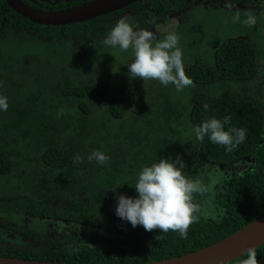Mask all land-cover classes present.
Masks as SVG:
<instances>
[{"label":"trees","instance_id":"1","mask_svg":"<svg viewBox=\"0 0 264 264\" xmlns=\"http://www.w3.org/2000/svg\"><path fill=\"white\" fill-rule=\"evenodd\" d=\"M188 3L139 0L87 20L44 25L0 0V96L9 104L7 111L0 110V203L7 208L2 215L15 220V207H24L20 214L30 216L25 230L44 232L40 216L50 212L66 220L61 221L64 236L77 234L68 242L50 236L39 249L1 244L0 256L83 264L147 262L209 245L264 216V32L250 33V25H241L239 36L205 47L211 60L203 64L190 65L183 56L193 85L182 91L157 80L131 79L119 71L122 62L89 65L95 54L79 52L96 49L121 17L152 31L162 13ZM124 9L126 14L110 19ZM195 21L207 26L205 8L191 24ZM213 117H231L226 128L246 130L231 152L208 137L196 139V126ZM94 151L104 152L108 162H90ZM177 156L187 164L185 175L208 188L203 196L194 194L201 218L187 238L133 228L119 218L117 194L136 196L130 184L144 166ZM246 156L249 163L230 172L233 160ZM216 163L228 165L227 170ZM81 233L91 243L80 250ZM256 251L264 264V244ZM244 258L223 264H240Z\"/></svg>","mask_w":264,"mask_h":264},{"label":"clouds","instance_id":"2","mask_svg":"<svg viewBox=\"0 0 264 264\" xmlns=\"http://www.w3.org/2000/svg\"><path fill=\"white\" fill-rule=\"evenodd\" d=\"M263 3L264 1L259 2V0H226L224 9H239L243 13L241 25L247 29L248 25L264 22ZM239 20L240 16L236 15L234 21ZM184 21L186 22V17ZM4 22L5 19L2 21V25ZM240 26L234 30L237 32ZM258 27L264 29V23ZM195 33L200 34L198 29ZM160 34L161 32L141 29L133 24L130 17L124 16L116 21L102 43L105 47L119 48L125 52L132 49L134 59L127 65L131 79L157 80L162 85L172 84L177 91H182L184 88L192 86L193 81L185 72L183 53L179 47V36L170 33L164 39L157 40L156 36H160ZM23 37L29 38L25 36V32ZM0 86H2V82H0ZM8 107L7 97L0 96V110L7 111ZM63 112L62 108L57 115L59 116ZM230 120L231 117H225L223 120L213 117L204 121L194 130L196 139L203 141L205 137H208L212 143L224 146L227 151L231 152L244 141L246 130L236 127L226 128L225 126L230 124ZM108 159L109 157L101 151H94L88 156L90 162L95 160L100 165L106 164ZM76 160L82 162L79 156L76 157ZM186 167V162L179 156L175 159L161 158L157 163L144 166L138 173L135 185L130 184L135 187L137 195L133 197L127 194H117L116 215L130 223L133 228L143 226L145 231L151 232L158 229L159 233L173 231L177 232L181 238L186 239L190 226L198 223L201 218V205L194 201V194L203 196L208 191L207 186L199 179L193 180L185 175ZM116 188L112 190L116 191ZM23 208L18 207L19 216L30 217L24 213L20 214ZM43 217L45 214L40 216V219ZM155 239L162 240L163 236L157 235ZM90 241H87L86 236L83 235L80 250L88 246ZM1 244L7 243L0 241ZM34 248L39 249L38 247ZM244 255L246 258L242 259L240 264H259L255 247L248 248Z\"/></svg>","mask_w":264,"mask_h":264},{"label":"water","instance_id":"3","mask_svg":"<svg viewBox=\"0 0 264 264\" xmlns=\"http://www.w3.org/2000/svg\"><path fill=\"white\" fill-rule=\"evenodd\" d=\"M139 0H88L72 7L42 10L23 0H5L14 11L32 22L44 25H65L106 14ZM249 160V158H246ZM221 167L223 165H220ZM264 244V216L235 229L230 234L187 253L132 264H223L243 256L250 247ZM0 264H83L51 260H31L20 257L0 256ZM130 264V263H127Z\"/></svg>","mask_w":264,"mask_h":264},{"label":"flooded vegetation","instance_id":"4","mask_svg":"<svg viewBox=\"0 0 264 264\" xmlns=\"http://www.w3.org/2000/svg\"><path fill=\"white\" fill-rule=\"evenodd\" d=\"M25 1V0H24ZM28 2H33L36 5H42L45 6V8L43 10H54V9H64V8H68V7H72L74 5H77L79 3H75L73 4V0H27ZM186 2H189L187 5H182L179 7H176L174 9H169L167 11H165L164 13H162L161 17H159L154 23H153V27H151L153 32H158L157 27H163V29L168 30L167 27L168 25H166V18H170L171 16H174L175 18H177L179 20V24L175 25V32H177V30L180 33V30L183 28L182 25V20L183 17H186V21L188 22L189 20V14H191V8H199L204 11L205 8V13H208V11H212L213 9H224L225 7V2L226 0H185ZM264 0H259V2H263ZM81 3V2H80ZM264 4V3H263ZM262 4V5H263ZM261 5V6H262ZM55 6H58V8H54ZM202 6V8H201ZM204 6V7H203ZM126 7V6H125ZM123 7V8H125ZM125 11V9H124ZM126 14V11L121 13V14H116V15H112V17L110 19H114L117 16H121ZM180 29V30H179ZM202 29V26H201ZM199 31V30H198ZM233 32L230 33L229 37H237L239 36L238 32H236L234 29L232 30ZM167 34V33H166ZM82 53H89V55H93L96 53L97 49H81L79 50V52ZM78 52V53H79ZM102 55V54H101ZM100 55V56H101ZM246 158H249V160H247ZM250 161V157L246 156L243 157L241 159L238 160H233L231 166H230V172H236L241 170V168L245 167L246 162L249 163ZM216 165L219 167V169L226 171L227 170V166L225 164L222 163H216ZM220 165H223L222 167ZM52 207L57 205V200H54L51 202ZM18 208L15 207V212L18 213ZM49 212V210H48ZM3 213H7V208L3 205H1L0 203V241L2 242H6L7 246H11L12 248H16V249H20L23 247H38L40 248V246H43V242H48L50 241V236L53 238H56L57 236L61 239L64 235H66L67 230L66 228L63 226L61 221H65L64 219H58L56 216L54 215H50V212L48 215H45V217H43L41 220L45 221L46 223V230L44 232H41L39 229H29V230H25V228L27 227L26 225V221L28 220L27 217L25 216H14L16 217L15 220H13V217H7L4 215H2ZM67 224V223H66ZM67 224L66 227H68ZM74 231L71 232L70 235L68 236H64L62 238V241L68 242L71 235H77L76 233H73ZM37 233H42L44 234L43 238H37L36 234ZM82 237L83 234L81 233L80 235V243L82 242ZM21 239L23 240V243L21 244Z\"/></svg>","mask_w":264,"mask_h":264},{"label":"rangeland","instance_id":"5","mask_svg":"<svg viewBox=\"0 0 264 264\" xmlns=\"http://www.w3.org/2000/svg\"><path fill=\"white\" fill-rule=\"evenodd\" d=\"M190 10L192 13L189 14L188 22H185V17H183L182 23L185 22L183 24V28L181 30L179 29L180 33L177 30L175 34L179 36V47L182 49L183 56L187 58V62L190 65H192V63L194 62L203 64L211 60V56L207 54L210 52H208L206 49L208 47L217 46L224 37L230 35V33L233 32V29L238 28L242 24L243 13L239 9H213L212 11H208V24L205 27L202 26V31H200V24L196 21L193 24H191V22L193 21V19H199L202 16L203 11L200 10V7L191 8ZM236 15L240 16L239 21H234V17ZM165 21V24L168 25L165 28H168V30H162L163 27H157L158 32H161L160 36H156L157 40H162L168 34L174 33V26L179 24V20L174 16L166 18ZM197 29L199 30L200 34L195 33ZM258 29L260 32L264 31V29L258 27V24L256 22L254 25L250 26V33H253ZM155 35L157 34L155 33ZM208 38H211V41H207ZM102 42L103 40L99 38L97 42V52L95 53V57L91 59L92 61L88 59V62L86 61V63L94 66H98L100 63L111 64L112 66H114V64L118 62H122L123 64L120 67L119 71L122 73H128L127 65L130 64L134 59L132 49L130 48L125 52L121 51L119 48L105 47ZM199 47L200 49L197 50ZM100 55L104 57L100 58ZM183 62L188 66V63L184 59ZM168 86H170V88H175V86L172 84H169Z\"/></svg>","mask_w":264,"mask_h":264}]
</instances>
